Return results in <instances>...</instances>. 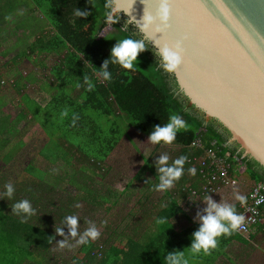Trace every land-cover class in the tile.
Listing matches in <instances>:
<instances>
[{"label": "trees", "instance_id": "1", "mask_svg": "<svg viewBox=\"0 0 264 264\" xmlns=\"http://www.w3.org/2000/svg\"><path fill=\"white\" fill-rule=\"evenodd\" d=\"M34 1L49 2L46 15L56 30L53 49L67 51L52 73L59 81L56 93L44 104L23 92L24 106L18 105L20 112L12 118L6 113L9 87L0 83V192L6 191L8 183L15 188L13 198L0 199V264H167V255L190 250L193 234L200 227L183 211L178 195L173 194H169V204L154 215V231H135L130 235L115 228L103 241L90 239L78 244L69 255L54 250L69 234L68 227L63 225L64 217L75 215L82 203L91 205L93 190L88 182H92L93 174L104 170L103 165L125 134L124 122L150 136L156 126L168 123L171 115L182 117L187 128L177 133L173 144L180 147L178 157L187 156L184 170L188 173L192 168L189 159L202 153L190 147L200 130L205 145L216 139L241 159L254 181L264 178V172L259 171L261 165L252 158H243L239 146L228 143L229 131L215 119L206 121L189 104L175 76L158 68L156 50L148 41L145 40L147 47L142 54L153 67V78L137 66L130 71L112 64L111 80L103 79L102 83L96 78L118 40L143 38L131 23L124 30L127 19L122 14L111 23L115 30L100 36L109 23L107 0ZM77 8L89 15L76 17ZM23 78L30 80L28 75H18L13 80L17 93L23 90ZM70 86L79 87L76 96ZM22 121L38 124L45 141L19 168L15 167L18 154L30 147L24 132L26 124L19 127ZM196 185L195 181L191 184ZM183 187L179 193L186 198ZM25 199L35 209L27 221L13 214V205ZM93 201L98 202L95 195ZM179 217L187 219L189 225L177 229L175 220ZM60 227L64 235L57 233ZM77 239L67 241L74 243ZM230 240L228 235L218 238L217 247L207 256L211 258L209 264L223 253Z\"/></svg>", "mask_w": 264, "mask_h": 264}, {"label": "water", "instance_id": "2", "mask_svg": "<svg viewBox=\"0 0 264 264\" xmlns=\"http://www.w3.org/2000/svg\"><path fill=\"white\" fill-rule=\"evenodd\" d=\"M139 21L158 0H114ZM169 29L140 32L155 42L181 41L184 61L173 75L206 121L230 133L242 157L264 168V0H170ZM264 179V178H263Z\"/></svg>", "mask_w": 264, "mask_h": 264}, {"label": "crops", "instance_id": "3", "mask_svg": "<svg viewBox=\"0 0 264 264\" xmlns=\"http://www.w3.org/2000/svg\"><path fill=\"white\" fill-rule=\"evenodd\" d=\"M48 8L49 7H47L43 1H40L37 4L34 0H0V53L4 57L5 55L7 56L5 58V65L10 69V72H13L11 75L14 78H9L15 79L16 77L17 79L18 75H22L24 72L26 73L24 76L28 75V77H30L29 81L23 78V90L20 93L16 92L14 85L6 86L9 87L8 90L10 95L8 104L18 101L15 104L24 106L23 97H21V93L23 92L31 97H34L41 104H44L49 99L50 95H54L56 93L59 81L52 76V73H54L61 65L67 50L60 52L59 50L56 51L53 49L55 45L53 44L52 38H54L56 30L46 15ZM22 65L26 67L21 69ZM31 85L34 87V93L36 96L31 95L24 90V87L27 88ZM69 88L74 90V92L72 91L74 96L79 93V87L74 88L73 86H70ZM14 94H18L17 99H13ZM36 125L39 127L38 124ZM35 130L37 132L38 128ZM31 131L32 130L29 129H27V131L24 130L25 137H27ZM38 134H40L39 130ZM147 136L135 130L136 151L139 149V144L150 143L149 137ZM163 145V143L154 145L153 151H151L149 156H145L143 153L139 154L142 159V163L139 168L135 170V187L136 190L139 191L142 190L143 186L146 187L145 199L139 200L138 198L139 203L146 202L147 199H150V195L154 190H156L155 186L159 183V172L157 171L154 163L151 162V157ZM139 151L141 152L140 149ZM177 151L178 153L176 154L175 159H177L180 153V147ZM172 162H170V164ZM150 163L153 170H151L147 165ZM187 174L188 172L184 170V174L180 180L174 184L176 186L175 192L171 190L169 192V190H167L164 191V194H167L169 197V194L178 195L179 197L180 187L187 183ZM189 175L191 177L192 174L190 173ZM240 175H242V173ZM240 175L238 177L239 180H241V178L246 179V177H240ZM194 180L195 183H197L196 174L194 175ZM254 182L255 181L253 180V183ZM228 191L232 190L224 189L222 190V193L218 192L213 195L211 194V198L217 203L233 202L232 204L235 205L236 211L239 214L240 201L235 199V196L238 194V190H233L236 192L235 195L229 194ZM180 197L182 200L186 199L182 195ZM180 201H178L179 204ZM193 204L195 205L196 214L199 213L200 215H206L204 210L208 207V205L203 198L196 203H191L192 206ZM197 222L200 223L199 218ZM188 225L189 222L182 228H185ZM228 237L231 238V240L228 242L223 253L217 256L212 264H264L263 226L255 227L247 236H243L235 231ZM181 252L185 253V259L188 264H209V259H211L210 257H207L208 254L206 255L203 252L197 255L191 254L188 249Z\"/></svg>", "mask_w": 264, "mask_h": 264}, {"label": "rangeland", "instance_id": "4", "mask_svg": "<svg viewBox=\"0 0 264 264\" xmlns=\"http://www.w3.org/2000/svg\"><path fill=\"white\" fill-rule=\"evenodd\" d=\"M47 7H49V2L43 1ZM23 28V27H22ZM112 24L109 22L108 25L104 28L101 33V37L107 35L108 33L114 31ZM0 75L5 78L6 86L8 85L9 80L7 77H13L11 75L10 69L5 65V57L0 53ZM9 59V58H8ZM2 65V66H1ZM5 65V66H3ZM137 67L142 70L148 77L153 78V67L146 60L145 56L142 53L139 54L136 62ZM26 67V66H25ZM22 65L21 69L25 68ZM25 72L22 74L24 76ZM14 78V77H13ZM16 79V77H15ZM13 79V80H15ZM25 92L35 95L33 85L29 87H24ZM14 92V91H13ZM18 94H14L13 99H17ZM18 102V101H17ZM17 102H13L8 104L6 107V113L10 114L12 118H14L19 112L20 108ZM127 120V119H126ZM125 124V134L121 138L119 144L112 151L110 156L108 157L106 163L103 165L104 170H101L100 174L92 175V182L90 183V187L93 190V195H91L92 203L89 205L87 202L82 203V205L77 209L75 216L79 217V232L83 233L89 226V222L95 224L97 229L100 232V236L98 237V241L101 242L108 237V235L113 232L115 228L119 231H124L126 234L133 235L135 231L139 233L151 232L154 231L155 226L153 225V217L154 215L166 207L170 202V197L167 194H164V191L154 190L150 195V199H147L146 202H138L139 200H144L146 192V187L143 186L142 190H136L135 187V170L139 168L142 163V159L140 157V153L145 156H149L151 151H153L154 145L151 143H143L139 144L138 147L141 152L135 150V130L141 134H144L140 130L136 129L133 126H130L129 122H124ZM26 124V128L32 130L29 135H27L26 140L29 141V146L23 149V153L20 152L18 154V160L15 167H23L25 164V160L29 159L34 153L37 152L38 147L42 141H45V134L41 130L40 126L38 127L34 123H27L26 121H22L19 123V127ZM22 126V127H23ZM39 130L40 134H38V130L36 132L35 129ZM146 135V134H144ZM147 136V135H146ZM149 137V136H147ZM34 141V142H32ZM36 147V148H35ZM179 146L174 145L173 143L170 145H163L160 149L157 150L155 154L151 157V162L154 163L157 171V162L162 155L167 154L169 156V164L172 162L176 154L178 153ZM146 161V160H144ZM149 163V162H148ZM148 167L153 170V167L150 164H147ZM186 176L187 183L183 184L184 186L192 184L194 182V175ZM241 173H239L240 175ZM238 175V177H239ZM246 177V179L241 178L237 186L236 190H238V194L245 196L249 189L253 184V179L250 178L249 170L243 171L242 175ZM194 180V181H193ZM176 191V186L173 185L169 192ZM222 193V191H219ZM1 193V192H0ZM218 193V192H217ZM229 194H234L235 191H228ZM216 194V193H215ZM96 196V200L98 202L93 201V196ZM213 195V194H212ZM210 195V196H212ZM175 196V195H174ZM215 197V196H213ZM230 197V196H229ZM108 198L107 201H102V199ZM228 198V197H226ZM0 199H2L0 197ZM178 201H180V206L183 208V211L188 214L191 220H198V213L196 214L195 205H191L193 202H197L200 199L191 198L189 201L187 199L182 200L181 197H178ZM233 202H230L232 204ZM143 205V206H141ZM188 223V220L182 217H179L175 220L176 228L180 229L185 224ZM69 234L67 235V237ZM70 238H67L69 240ZM63 241V240H62ZM59 241L56 244L54 250L64 251L65 254L69 255V253L74 252L77 249V243L66 242V245L62 248L60 247Z\"/></svg>", "mask_w": 264, "mask_h": 264}, {"label": "clouds", "instance_id": "5", "mask_svg": "<svg viewBox=\"0 0 264 264\" xmlns=\"http://www.w3.org/2000/svg\"><path fill=\"white\" fill-rule=\"evenodd\" d=\"M133 0H131V3ZM105 7L107 11V21L114 23L119 20L121 11L130 13L131 8L125 11L122 7H117L114 0H107ZM170 0H158L155 10H145L141 19L136 21L134 17L125 23L124 30L127 31L129 23H135L140 32H147L154 30L156 32H166L169 25ZM76 17H87L89 15L86 11L76 9L74 11ZM146 43L141 39H133L126 37L118 40V42L111 49L110 59L104 61L99 75L105 80H111V72L109 65H119L121 68L134 71L136 68L137 58L140 53L146 50ZM156 51L154 55L158 58V68L169 74L176 73L178 68L184 61V48L181 41L174 44L168 42H155ZM67 113H65L66 115ZM186 121L179 115H171L168 123L162 126H156L149 136V142L153 145L157 144H172L177 137V133L181 129H186ZM187 156H180L169 164V156L162 155L158 162L157 168L159 172V183L155 186L157 191H167L180 180L184 174V165L187 162ZM189 173L195 175V167L188 169ZM6 191L0 193V197L13 198L15 188L11 183L5 185ZM203 199L207 202L208 207L204 210L206 215H200V227L193 234V242L190 248V253L193 255L209 254L212 249L217 247L218 238L224 235H232L241 227L244 217L239 215L234 204L213 201L210 195H205ZM235 199L243 203L245 197L236 195ZM13 214L22 217L27 221L35 214V209L29 200H21L13 205ZM26 214V215H23ZM79 217L69 215L64 217L63 225H66L69 230V236L64 241L60 242V247H64L67 238H76L77 244H85L90 239L95 240L100 236V232L95 224L89 222L90 226L83 232H79ZM57 233L64 235L63 227L56 229ZM167 264H188L185 259V253L177 252L169 254L166 257Z\"/></svg>", "mask_w": 264, "mask_h": 264}, {"label": "built area", "instance_id": "6", "mask_svg": "<svg viewBox=\"0 0 264 264\" xmlns=\"http://www.w3.org/2000/svg\"><path fill=\"white\" fill-rule=\"evenodd\" d=\"M96 78L104 83L103 78L97 74ZM1 76L0 83L6 87V81ZM8 85H13V78L7 77ZM7 85V86H8ZM201 130L197 132L195 140L190 147L202 153L189 159L192 167L196 169V187L186 185L183 190L187 192L186 199H202L205 195L215 194L224 189H236L239 173L245 171L241 159L230 150L224 149L216 139H212L208 146L204 144ZM245 201L239 203V215L244 221L237 230L243 236H247L258 226L264 227V179L255 181Z\"/></svg>", "mask_w": 264, "mask_h": 264}, {"label": "flooded vegetation", "instance_id": "7", "mask_svg": "<svg viewBox=\"0 0 264 264\" xmlns=\"http://www.w3.org/2000/svg\"><path fill=\"white\" fill-rule=\"evenodd\" d=\"M142 40H143V38H142ZM144 41H145V40H144ZM216 127H217L218 129H220V130H223L222 127L219 126L218 124L216 125ZM261 169H264L262 166L259 167V171H260V172H264V171H262Z\"/></svg>", "mask_w": 264, "mask_h": 264}]
</instances>
